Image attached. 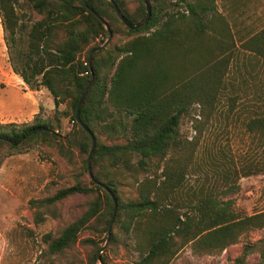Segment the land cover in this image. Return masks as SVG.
Wrapping results in <instances>:
<instances>
[{
    "label": "trees",
    "instance_id": "trees-1",
    "mask_svg": "<svg viewBox=\"0 0 264 264\" xmlns=\"http://www.w3.org/2000/svg\"><path fill=\"white\" fill-rule=\"evenodd\" d=\"M149 16L138 28H129L119 20L108 0H25L39 17L25 30L17 23L13 0H0L2 29L11 43L23 32L24 46L16 57L21 67H11L30 90L42 86L51 96L52 118L30 122L0 123V154L21 152L32 144L53 148L66 162L73 151L80 156L86 173L89 135L74 120L77 99L88 80L87 52L107 36L102 23L87 9L90 7L106 23L118 42H110L90 57L92 79L78 116L94 137L89 155L93 180L74 177L70 185L56 189L36 201L49 207L71 194L87 196L85 208L59 233L46 237L47 249L59 252L70 247L82 228L92 225L96 234H106L115 201L113 224L118 223L131 235L141 264H167L183 246L193 254H218L238 237L264 226V210L241 214L229 198L219 199L201 183L184 190L195 143L182 140L178 124L181 116L197 107L194 121L202 122L216 110L220 83L232 60L235 44L213 0H179L182 9H170L166 0H146ZM128 25L144 15L141 0H113ZM55 29L63 38L50 45ZM239 48L264 60V25L239 43ZM64 102L65 110L57 106ZM230 108L232 110L233 98ZM68 114L69 130L60 134L55 114ZM57 114V115H58ZM202 119V120H200ZM248 133L264 134V116L252 115L244 122ZM103 133L110 142L101 141ZM119 138V141L115 139ZM141 172L135 178V194L126 199L117 193L116 175ZM80 174V171L77 172ZM234 170L225 168L223 178ZM87 174V173H86ZM236 189V185L229 184ZM228 187V188H229ZM110 194H108V192ZM51 207V206H50ZM53 215V211L50 210ZM40 218V217H39ZM115 234L110 233L113 242ZM88 264H109L93 238ZM256 252L264 264V240L243 243L231 264H255L246 256Z\"/></svg>",
    "mask_w": 264,
    "mask_h": 264
},
{
    "label": "rangeland",
    "instance_id": "rangeland-1",
    "mask_svg": "<svg viewBox=\"0 0 264 264\" xmlns=\"http://www.w3.org/2000/svg\"><path fill=\"white\" fill-rule=\"evenodd\" d=\"M166 2L171 10L182 9L183 3L179 0ZM213 2L230 32L228 22L232 25L233 12L229 0ZM13 7L17 23L23 30L39 17L25 0H13ZM238 9L240 13L235 17V27L240 26L239 30L242 31L241 35H234L232 41L239 47V40L264 24V0H247L243 8ZM235 27L232 25L233 30ZM62 38V31L55 29L50 45ZM15 39L17 45L10 42L0 21V123L30 122L35 114L38 118L51 119L53 103L50 94L42 86L30 90L11 68L21 67L16 54L18 48L24 46L23 32L17 33ZM118 41L117 36L110 35L104 46ZM238 47L234 48L232 60L220 83L213 116L196 123L194 119L199 118L197 107L192 105L190 114L180 117L178 130L182 140L195 143L191 161L198 164L195 168H189L183 182L184 190L196 189L203 183L219 199L229 198L237 212L250 214L264 210V134L256 136L248 133L244 122L254 114L264 116V87L258 86V82L264 80L262 75L260 79L249 75L254 74L255 68L252 70L247 63L249 54ZM257 71L264 74V67L257 68ZM231 98L232 110L228 112ZM57 109L65 110V103H60ZM57 114L55 116L60 120L57 130L64 134L71 127V121L68 114ZM97 136L101 141H111L103 133ZM80 161L76 151H73L68 163L53 148L42 143L32 144L21 152L0 154V264H88L86 256L91 247L82 240L93 238L99 248L104 244L105 237L101 234L95 236L92 225H89L79 231L70 247L59 252L47 249L46 236H56L61 228L77 217L84 210L88 197L71 194L55 201L51 207L38 206L36 201L60 187L70 185L76 175L81 180H88L87 171L82 170ZM225 168L235 173L223 178ZM142 176L141 172L118 173L116 182L120 198L132 197L135 194L134 179ZM229 184L236 185V189L230 188ZM110 233L115 234L114 241L110 242L108 237L100 251L108 263L141 264L134 247L135 241L122 231L118 223L113 224V218ZM258 239L264 240V226L241 234L235 243L218 254H193L187 244L167 264H231V259L240 252L243 243L255 244ZM246 260L260 264L256 252L249 253Z\"/></svg>",
    "mask_w": 264,
    "mask_h": 264
},
{
    "label": "water",
    "instance_id": "water-1",
    "mask_svg": "<svg viewBox=\"0 0 264 264\" xmlns=\"http://www.w3.org/2000/svg\"><path fill=\"white\" fill-rule=\"evenodd\" d=\"M108 1L111 3L112 8H113L115 14L117 15V17L119 18V20H120L121 22H123V24H125V25H126L127 27H129V28H138V27H140V26L144 23V21L147 19V17L149 16V13H150V11H149V7H148V4H147V1H146V0H141V3H142L143 8H144V15H143L142 18H141L138 22H136L135 24H133V25H128V24L124 21V19H123L121 13H120V11H119V9H118V8L116 7V5L114 4L113 0H108ZM82 3L85 4L84 0H82ZM87 9H88V11H89V12H90L95 18H97V19L102 23V25L104 26V28H105L106 31H107L106 39L102 42V44H99V45L94 46L93 48H91V49L87 52V55H86V63H87V66H88V69H89V72H90V73H89L88 80H87V82L85 83V85H84V87H83V89H82V91H81V93H80V95H79V97H78V99H77V102H76V105H75V111H74V120H75V122H76L77 124H79L80 127H81V128H82V129H83V130L89 135L90 144H89V150H88V153H87V156H86L85 165H86V171H87V175H88L89 179H90V180H93L92 175H91V173H90V169H89V155H90V153H91V151L93 150V147H94V137H93L92 133L89 131V129H88L86 126H84V125L82 124V122L80 121L79 116H78V112H79V109H80V106H81V104H82L83 98H84V96H85V94H86V92H87V89H88V87H89V84H90L91 79H92V76H93V75H92V70H91V67H90V57H91V53H92L93 51H97V50H99L100 48H102V47L107 43V41L109 40L111 33H110V31H109L108 26H107L106 23L100 18V16H99L97 13H95L90 7H87ZM107 192H108V194H110L109 191H107ZM111 198H112V211H111V214H110V217H109V220H108V223H107V227H106V235H105V241H104V244H103V245H102V246L96 251V253H95V256H96L97 260H99V253H100V251L102 250V248L104 247V245L106 244V242H107V240H108V237H109V234H110V225H111V222H112V218H113V215H114V209H115V201H114V198H113V197H111ZM100 264H101V263H100Z\"/></svg>",
    "mask_w": 264,
    "mask_h": 264
},
{
    "label": "crops",
    "instance_id": "crops-1",
    "mask_svg": "<svg viewBox=\"0 0 264 264\" xmlns=\"http://www.w3.org/2000/svg\"><path fill=\"white\" fill-rule=\"evenodd\" d=\"M229 4L231 5V8L232 9H230V10H232V14H233V16H232V19H233V21H232V25L235 27L236 26V24H237V22H236V15L237 14H239L240 13V9H238L237 10V8H243V6L247 3V0H229ZM232 25L231 24H229V22H228V27H229V30H230V32H231V34H232V37L234 36V35H241V31L242 30H239L240 29V26H238L237 28L235 27V29L233 30L232 29ZM264 25V24H263ZM262 25V26H263ZM261 26V27H262ZM260 27V28H261ZM241 28H243L242 26H241ZM259 29V28H258ZM258 29H256V30H254V31H249V33H248V35L247 36H245L243 39H241V40H239V42L238 43H240L242 40H244L246 37H248L249 35H251V34H253L255 31H257ZM235 37V36H234ZM234 44L236 45L235 47H238V45L236 44V42L234 41ZM239 48V47H238ZM241 51H243V52H245V53H247V54H249V57H248V59H247V63L250 65V66H252L251 68H252V70H253V68H255V70H253V72H254V74L253 75H251V74H249L250 76H253V77H258V79H260L259 78V76L260 77H262L263 78V80H264V74H261L260 73V71H257V68H262V67H264V60H262L261 58H259V57H257V56H253V54L252 53H249V51H247V50H242L241 48H239ZM251 63H252V65H251ZM262 75V76H261ZM252 77V78H253ZM262 78H261V80H262ZM260 80V81H261ZM258 86H263L264 87V81L262 82V83H259L258 82ZM258 89L259 90H261L259 87H258Z\"/></svg>",
    "mask_w": 264,
    "mask_h": 264
}]
</instances>
